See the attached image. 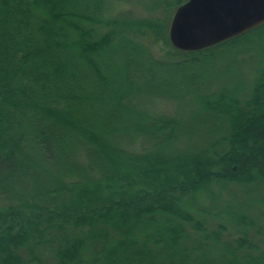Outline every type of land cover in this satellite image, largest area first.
<instances>
[{"label":"trees","instance_id":"16d2710c","mask_svg":"<svg viewBox=\"0 0 264 264\" xmlns=\"http://www.w3.org/2000/svg\"><path fill=\"white\" fill-rule=\"evenodd\" d=\"M185 1L134 18L110 0H0V264H264V63L234 92L155 78L264 24L182 52L168 23ZM190 94L217 127L205 138L145 110Z\"/></svg>","mask_w":264,"mask_h":264},{"label":"rangeland","instance_id":"374dc122","mask_svg":"<svg viewBox=\"0 0 264 264\" xmlns=\"http://www.w3.org/2000/svg\"><path fill=\"white\" fill-rule=\"evenodd\" d=\"M152 0H110L109 11L113 16H131L134 18H145L152 15L149 10V4ZM174 12H172L171 17ZM168 23V27L171 21ZM249 43H241L237 48L225 49L215 56L203 59L201 63H187L184 66L168 67L165 66L158 71L155 78L158 80H168L186 83L190 78H195L196 86L204 88L205 92H234L241 85L250 84L254 77V70L261 63H264V27L250 34ZM155 57L163 59L164 53L170 50L169 47L163 46L162 43L149 44ZM187 84V86H191ZM247 90L241 94H246ZM242 96V95H241ZM150 101L145 102V110L149 115L175 116L181 118V129L192 131L194 138H205L209 131L217 127L213 120L205 117V113H200L196 109L195 99L192 94L183 97L178 103L174 100H160L149 96ZM146 98V97H145ZM144 98V99H145ZM142 145L135 143L137 150ZM238 188L228 186L221 189L225 199L230 192H237ZM218 190V189H216ZM236 190V191H235ZM234 194V193H233ZM229 201V200H228Z\"/></svg>","mask_w":264,"mask_h":264},{"label":"water","instance_id":"95a60500","mask_svg":"<svg viewBox=\"0 0 264 264\" xmlns=\"http://www.w3.org/2000/svg\"><path fill=\"white\" fill-rule=\"evenodd\" d=\"M264 24V0H186L168 27L171 46L196 52Z\"/></svg>","mask_w":264,"mask_h":264}]
</instances>
